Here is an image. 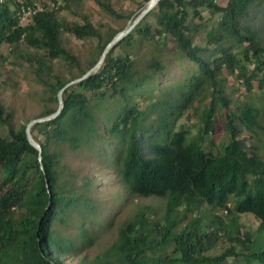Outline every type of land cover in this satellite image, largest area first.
<instances>
[{
  "label": "trees",
  "instance_id": "16d2710c",
  "mask_svg": "<svg viewBox=\"0 0 264 264\" xmlns=\"http://www.w3.org/2000/svg\"><path fill=\"white\" fill-rule=\"evenodd\" d=\"M22 1L30 0H0V43H9L13 54L25 58L33 79L48 93L47 99L55 101L58 89L93 65L106 43L125 26L106 31L87 17L76 21L59 15L81 0H66L19 24L13 11ZM146 1L139 0L138 7ZM97 2L113 17L132 14L117 11L109 0ZM262 3L264 0H227L224 5L216 0H158L107 51L94 72L64 89L63 107L56 117L31 126L40 153L26 137L27 122L15 126L0 99V124L6 131L0 135V264H60L61 255L78 253L77 239L57 235L53 226L56 220L64 222L67 212L73 213L78 206L79 210L86 208L85 191L69 188L71 179L66 185L60 183L65 179L61 157L65 147L95 144L101 151L116 144L109 160L123 186L131 194L163 197L165 206L159 218L147 207L138 208L119 227L117 238L86 264H264V156L256 152L254 144L248 148L241 136V128L254 131L258 110L248 100L230 104L223 73H235L248 90L264 89V39L244 22L250 7ZM203 9L210 13L208 20L218 16L205 30L201 44L195 36L205 24L195 22L194 17ZM147 16L154 19V25ZM62 30L79 38L95 37L97 53L80 65L77 55L63 45ZM166 36L175 43V54L193 61L196 67L178 91L167 90L171 96L164 100L168 109L163 113L153 112L157 105L150 103L141 109L136 96L151 100L153 92L146 93L154 89V75L166 64L151 58L149 70L140 71L130 47L147 41L162 45ZM25 45L34 51L23 54ZM55 59L64 61L69 74L54 68ZM165 87L158 89L165 91ZM207 97L205 108L197 114L195 135L182 123L173 127L175 111L182 113ZM105 99L110 100L109 107H105ZM155 104L161 107L158 101ZM173 107L176 110L170 109ZM98 109L105 110L108 119L103 127L95 115ZM218 110H224L223 126L229 136L215 149ZM50 111L44 108L40 116ZM150 113L153 119L146 120ZM151 127L156 134L148 141L145 133ZM34 129L43 138H38ZM203 204L213 210L224 208L227 214L253 213L259 220L255 237L250 238L246 230L236 234V223L229 235L235 245L208 254L225 225L218 213L204 222L197 213ZM86 232L81 227V233ZM86 240L91 243L92 238L83 242ZM229 255L236 259L226 261Z\"/></svg>",
  "mask_w": 264,
  "mask_h": 264
},
{
  "label": "rangeland",
  "instance_id": "374dc122",
  "mask_svg": "<svg viewBox=\"0 0 264 264\" xmlns=\"http://www.w3.org/2000/svg\"><path fill=\"white\" fill-rule=\"evenodd\" d=\"M139 0H109L111 5L117 10L124 13H132L127 18H116L107 14L99 5L97 0H81L79 3H71L70 9H62L59 12L60 16H65L68 19L82 21V18L87 17L94 25L101 27L104 30L108 28L119 29L124 26L131 17H134L139 11ZM219 4L224 5L227 0H216ZM210 15L208 9H203L200 16H195V22L204 23L205 27L200 28L195 39L199 43H204L202 35L209 28L210 22L217 18V14L213 15L211 20H208ZM147 20L154 25V19L147 16ZM246 25L252 29L258 30L264 39V4H258L250 7L247 16L244 17ZM120 30V29H119ZM61 38L63 45L69 48L77 55L80 65H85L87 60L91 59L93 54L97 53L96 39L93 36L79 38L74 34L62 30ZM165 44H158L155 41H147L137 43L131 46L132 58L135 60V66L140 71H148L147 62L151 58H158L166 64L163 71H158L154 75L153 96L150 99L141 95L136 96L139 107L146 108L147 105H157L152 111L162 113L168 109L164 104L169 95L167 90L178 91L183 81H186L190 76L191 71L195 69L196 64L186 58H180L175 54L176 46L173 40L166 36ZM118 50V47L115 48ZM34 51L32 47L23 46L22 53ZM54 68L60 70L63 74H69L68 67L62 59H55ZM88 69V68H87ZM74 71L77 68H73ZM226 75L224 81V92L231 99V105L242 103L248 100L258 110L257 121L253 130L241 128V136H244V143L248 148L251 144L256 146V152L264 156V89L257 87L248 90L245 84L241 83L235 73L223 72ZM33 74L30 66L25 58L20 53L13 54L10 50V45L7 42L0 43V99L4 107L12 114L10 120L15 126L22 122H28L32 118L40 116L42 109L54 108L57 106V101L47 99L48 93L44 91L43 86L33 79ZM161 85H165V91L158 89ZM206 100L196 101L194 106L187 107L182 113L175 111L176 121L174 128L179 127L180 123L189 128V134L195 135L197 131V114L202 113L205 108ZM105 102V107L111 105L109 99ZM161 103V107H158ZM162 101V102H160ZM172 110H176L170 108ZM151 112V113H153ZM150 113L149 118L153 119ZM224 110H218L215 113V120L218 127V135L216 138V148L218 149L223 141L227 139L228 132L223 126ZM98 118L97 122L103 127L108 119H106L105 110H97L95 114ZM113 116V115H112ZM103 130V129H102ZM38 138H43L42 133L38 130H33ZM5 127L0 124V135L5 133ZM156 131L154 128L147 129L145 136L149 141ZM150 134V136H149ZM114 139V138H113ZM117 145L112 144L106 147V150H100L97 144L92 146H80L79 149L65 147L61 157V165L64 171V178L60 183L66 185L68 179H71L73 184H70L72 190L76 192L85 191L84 198L86 208L82 210L75 209L73 213L67 212L65 221H55L54 230L57 235H64L70 238H76L80 249L74 254L71 251L59 258L60 264H86L95 255L101 253L112 241L118 236L119 227L135 213L138 208L147 207L149 213L159 218L164 212L165 198L157 196H141L131 194L122 184L117 168L111 161ZM114 150V151H113ZM86 186L84 189L83 186ZM78 205H81L79 203ZM181 211L179 210V213ZM198 215L204 222H210L212 214L218 213L221 215L224 227L220 228V233L216 244L207 251L208 254H218L222 250L235 245V241L229 237L236 223L239 227L235 230L236 234L242 235L246 230L250 238L255 237V228L259 223L258 218L251 212H240L236 214H227L226 210H213L208 205L203 204L198 209ZM81 227H84L88 232L81 233ZM89 236L92 238L91 243L87 240ZM88 243V244H87ZM85 244V245H84ZM240 251V248H235ZM233 255H229L226 261L233 262ZM237 261H241L239 258Z\"/></svg>",
  "mask_w": 264,
  "mask_h": 264
},
{
  "label": "water",
  "instance_id": "95a60500",
  "mask_svg": "<svg viewBox=\"0 0 264 264\" xmlns=\"http://www.w3.org/2000/svg\"><path fill=\"white\" fill-rule=\"evenodd\" d=\"M158 2V0H147L144 3V6L140 9V11L134 16L131 17L128 22L125 24V26L120 29L119 31H117L113 37L106 43V45L104 46V48L102 49L100 56L98 58V60L91 65L88 69L85 70V72H83L81 75L74 77L70 80H68L67 82H65L57 91V106L55 107L54 110L36 117V118H32L30 119L27 123H26V127H25V133H26V137L28 139V141L39 150V153L41 151V145L40 143L34 138V136L32 135L31 132V126L37 122L40 121H44L47 119H51L56 117L60 111L62 110L63 107V97H62V93L64 91V89H66L68 86H70L71 84H74L76 82L81 81L82 79L86 78L88 75H90L92 72H94L103 62L104 57L107 53V51L114 45L116 44L119 40H121L123 37H125V35L128 34V32H130L134 26L147 14V12ZM46 185L48 186V181L46 180Z\"/></svg>",
  "mask_w": 264,
  "mask_h": 264
},
{
  "label": "built area",
  "instance_id": "2783aa9c",
  "mask_svg": "<svg viewBox=\"0 0 264 264\" xmlns=\"http://www.w3.org/2000/svg\"><path fill=\"white\" fill-rule=\"evenodd\" d=\"M66 0H30L20 2L14 9L13 15L19 24L25 23L39 11L57 8Z\"/></svg>",
  "mask_w": 264,
  "mask_h": 264
}]
</instances>
